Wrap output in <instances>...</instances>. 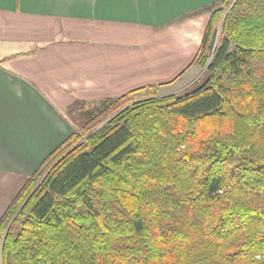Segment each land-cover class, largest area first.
<instances>
[{"label": "trees", "instance_id": "1", "mask_svg": "<svg viewBox=\"0 0 264 264\" xmlns=\"http://www.w3.org/2000/svg\"><path fill=\"white\" fill-rule=\"evenodd\" d=\"M221 4L202 84L135 89L74 131L0 216V264H264V0Z\"/></svg>", "mask_w": 264, "mask_h": 264}, {"label": "crops", "instance_id": "2", "mask_svg": "<svg viewBox=\"0 0 264 264\" xmlns=\"http://www.w3.org/2000/svg\"><path fill=\"white\" fill-rule=\"evenodd\" d=\"M220 1L0 0V178L30 177L77 131L68 112L190 72Z\"/></svg>", "mask_w": 264, "mask_h": 264}, {"label": "rangeland", "instance_id": "3", "mask_svg": "<svg viewBox=\"0 0 264 264\" xmlns=\"http://www.w3.org/2000/svg\"><path fill=\"white\" fill-rule=\"evenodd\" d=\"M221 7H222V4L220 1L218 3H214L211 8L213 11ZM224 18L225 17L221 19L220 23L217 26L215 46H217L218 41H219V36L221 33V29L223 27ZM200 73H201V68H199L198 66H193V69L187 74L180 76L176 81L172 83H169L167 85H163L162 87H160L159 95L165 96V95H170V94H180V93H184L187 91H191L199 87L202 84L203 79H204V75H201V78L198 80V78L200 77ZM104 106H102V108ZM96 111L97 109H94V110L91 109L88 112L89 115H85L83 113V115L78 116L77 118L78 120L75 119L71 115V113L68 112V114H69V117L71 119L73 118L75 120V123L78 124V128L76 130L80 131L83 125L86 123V121L90 118V116H92V114H97L99 112V111L97 112ZM93 112H96V113H93ZM25 180L26 178H23V177H6V178L1 177L0 178V216L3 214V212L5 211L6 207L8 206L12 198L16 195V193L19 191L21 186L24 184Z\"/></svg>", "mask_w": 264, "mask_h": 264}]
</instances>
